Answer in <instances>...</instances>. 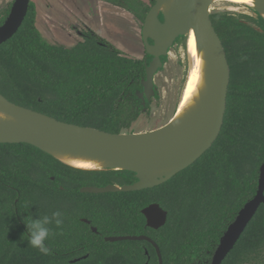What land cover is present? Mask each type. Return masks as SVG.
I'll use <instances>...</instances> for the list:
<instances>
[{
    "label": "trees",
    "instance_id": "obj_1",
    "mask_svg": "<svg viewBox=\"0 0 264 264\" xmlns=\"http://www.w3.org/2000/svg\"><path fill=\"white\" fill-rule=\"evenodd\" d=\"M102 1L142 23L155 3ZM11 6L0 13V26ZM248 19L253 25L229 14L210 15L230 71L223 125L212 146L169 181L141 191L81 193L83 187L131 185L137 179L130 171L78 170L27 144H0V264H157L148 242L104 240L141 235L157 244L162 264L209 260L227 226L255 196L264 162V18L256 13ZM151 60L146 52L142 59L129 58L91 30L72 47L51 44L41 36L30 3L17 33L0 45V94L61 122L133 133L129 129L150 104L138 93ZM34 167L41 177L30 178ZM155 203L168 213L158 230L146 227L141 213ZM54 211L65 217L63 235L48 241L52 254L46 256L22 240L23 220ZM244 256L250 264H264L263 205L222 264H240Z\"/></svg>",
    "mask_w": 264,
    "mask_h": 264
},
{
    "label": "water",
    "instance_id": "obj_2",
    "mask_svg": "<svg viewBox=\"0 0 264 264\" xmlns=\"http://www.w3.org/2000/svg\"><path fill=\"white\" fill-rule=\"evenodd\" d=\"M167 1L170 0H155L142 25L143 46L152 60L146 65V77L142 80L143 89L138 93V97L143 104L145 101H151L155 95V75L164 66L161 58L168 55L177 38L184 37L193 30L205 52L207 65L208 93L203 121L183 128H170L164 125L148 132L111 134L91 127L58 121L37 111L15 105L0 94L1 112L22 123L20 126L0 125V144L23 143L50 156L52 155L45 149L54 148L95 156L115 164L112 169L105 170L130 171L137 179V182L131 185L90 186L80 189L81 193L87 194L133 192L154 188L194 164L212 146L221 131L230 71L225 51L210 20L213 1L172 0L169 9L165 10L163 4ZM255 1L256 13L264 18V0ZM30 2L31 0H14L7 18L0 26V45L17 33L28 13ZM160 14L163 21L159 20ZM149 40L153 43L150 44ZM165 168L173 169L167 173L149 176L152 171ZM261 205L264 206V162L259 168L255 196L239 210L224 232L211 264H221ZM141 213L146 218L147 226L155 230L164 226L167 221V212L158 204L146 207ZM105 240L111 243L146 241L155 248L159 264H162L157 244L146 236L108 237Z\"/></svg>",
    "mask_w": 264,
    "mask_h": 264
},
{
    "label": "rangeland",
    "instance_id": "obj_3",
    "mask_svg": "<svg viewBox=\"0 0 264 264\" xmlns=\"http://www.w3.org/2000/svg\"><path fill=\"white\" fill-rule=\"evenodd\" d=\"M149 4L150 0H142ZM14 0H0V13ZM36 11V26L46 41L72 47L82 40V33L93 31L125 56L142 59L145 49L141 30L143 23L122 8L102 0H31ZM211 14L224 13L253 25L251 6L218 2L211 5ZM166 62L154 78L155 95L149 107L129 129L133 133L148 132L167 124L172 118L184 90L189 61L186 36L173 44Z\"/></svg>",
    "mask_w": 264,
    "mask_h": 264
},
{
    "label": "bare ground",
    "instance_id": "obj_4",
    "mask_svg": "<svg viewBox=\"0 0 264 264\" xmlns=\"http://www.w3.org/2000/svg\"><path fill=\"white\" fill-rule=\"evenodd\" d=\"M171 1L163 4V8L168 10ZM213 4L226 2L233 5H247L252 8L257 7L255 0H212ZM186 54L189 61V74L181 94L176 110L165 124L170 128H183L189 125L203 121L206 110V98L208 88V75L205 52L201 43L193 30L186 35ZM0 125L2 126H20L22 123L0 110ZM49 154L63 162L64 164L83 171H102L115 167L113 162L100 159L95 156L81 154L77 152L64 151L54 148L45 149ZM173 168H165L152 171L149 176L167 173Z\"/></svg>",
    "mask_w": 264,
    "mask_h": 264
},
{
    "label": "clouds",
    "instance_id": "obj_5",
    "mask_svg": "<svg viewBox=\"0 0 264 264\" xmlns=\"http://www.w3.org/2000/svg\"><path fill=\"white\" fill-rule=\"evenodd\" d=\"M64 222L65 217L60 211H54L50 215L39 213L37 219H34L32 215L28 216L23 220L26 233L22 236V240L26 237L29 247L38 250L43 255H51L52 251L48 241L54 236L63 235Z\"/></svg>",
    "mask_w": 264,
    "mask_h": 264
},
{
    "label": "flooded vegetation",
    "instance_id": "obj_6",
    "mask_svg": "<svg viewBox=\"0 0 264 264\" xmlns=\"http://www.w3.org/2000/svg\"><path fill=\"white\" fill-rule=\"evenodd\" d=\"M190 167V166H189ZM176 176V175H175ZM39 177H41V174H40V176H39V174L37 173V169H35V167H34V169L30 172V178H39ZM172 179V178H171ZM51 180H54V178L53 177H51ZM4 186H6L7 188H10V189H12V190H17V188L16 187H14V186H10V185H5L4 184ZM156 204V203H155ZM152 205V204H151ZM143 210V209H142ZM141 210V211H142ZM164 210V209H163ZM165 211V210H164ZM165 212H167V211H165ZM238 214V213H237ZM167 217H168V213H167ZM145 218V217H144ZM80 221L82 222V223H84V224H86V225H88L89 227H90V229L92 230V232L93 233H96V234H100L99 232H98V230H97V228L95 227V226H93L92 225V222L89 220V219H87V218H82V219H80ZM145 221H146V218H145ZM167 222V221H166ZM233 222V221H232ZM231 222V223H232ZM230 223V224H231ZM166 224V223H165ZM229 224V225H230ZM228 225V226H229ZM145 226L146 227H148L147 226V224L145 223ZM228 226H227V228H228ZM163 227V226H162ZM148 228H150V227H148ZM161 228V227H160ZM227 228H226V230H227ZM150 229H153V228H150ZM155 230V229H154ZM156 230H158V229H156ZM225 230V231H226ZM224 231V232H225ZM224 234V233H223ZM141 236H146V235H141ZM223 236V235H222ZM221 236V237H222ZM116 237H120V236H116ZM146 237H148V236H146ZM105 238H108V237H105ZM105 238H104V240H105ZM148 238H150V237H148ZM151 239V238H150ZM221 239V238H220ZM152 240V239H151ZM106 241V240H105ZM153 241V240H152ZM107 242V241H106ZM146 242V241H145ZM219 242H220V240H219ZM111 243V242H110ZM151 245V244H150ZM152 246V245H151ZM218 246H219V243H218V245H217V247L215 248V250L211 253V257H210V259L208 260L205 256H200L199 258H197L194 262H190L189 264H211L212 263V259H213V256H214V254H215V252H216V250H217V248H218ZM153 247V246H152ZM235 247V246H234ZM153 249H154V251H155V253H156V256H157V264H159V257H158V254H157V252H156V250H155V248L153 247ZM79 251H81L82 250V248H80V249H78ZM233 250V249H232ZM231 250V251H232ZM231 251L228 253V255L224 258V260L221 262V264L228 258V256H229V254L231 253ZM144 253H145V255H147L148 256V254H149V251H148V249L147 248H145L144 249ZM208 253V252H207ZM160 255H161V253H160ZM162 258V257H161ZM193 259V258H192ZM76 260H79V259H76ZM230 260V259H229ZM243 261H241L240 262V264H250L248 261H246L247 260V257L246 256H244L243 257V259H242ZM72 262V261H71ZM145 264H147V263H145Z\"/></svg>",
    "mask_w": 264,
    "mask_h": 264
}]
</instances>
